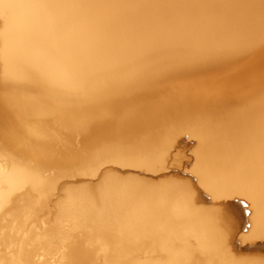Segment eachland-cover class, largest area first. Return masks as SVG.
<instances>
[{"label": "bare ground", "instance_id": "6f19581e", "mask_svg": "<svg viewBox=\"0 0 264 264\" xmlns=\"http://www.w3.org/2000/svg\"><path fill=\"white\" fill-rule=\"evenodd\" d=\"M0 264H264V0H0Z\"/></svg>", "mask_w": 264, "mask_h": 264}]
</instances>
